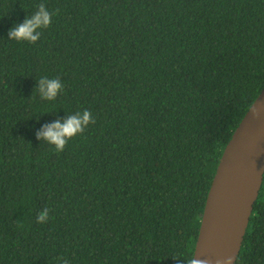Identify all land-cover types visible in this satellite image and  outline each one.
Instances as JSON below:
<instances>
[{"label": "trees", "instance_id": "trees-1", "mask_svg": "<svg viewBox=\"0 0 264 264\" xmlns=\"http://www.w3.org/2000/svg\"><path fill=\"white\" fill-rule=\"evenodd\" d=\"M36 44L9 29L39 3ZM64 90L43 101L37 80ZM264 88V0H0V264H183ZM96 123L56 153L45 124ZM46 224L37 223L43 208ZM237 264H264V183Z\"/></svg>", "mask_w": 264, "mask_h": 264}, {"label": "water", "instance_id": "water-1", "mask_svg": "<svg viewBox=\"0 0 264 264\" xmlns=\"http://www.w3.org/2000/svg\"><path fill=\"white\" fill-rule=\"evenodd\" d=\"M261 105L264 88L252 104ZM250 109L225 148L206 201L194 251L206 264L229 256L237 264L264 183V112L253 119Z\"/></svg>", "mask_w": 264, "mask_h": 264}, {"label": "clouds", "instance_id": "clouds-1", "mask_svg": "<svg viewBox=\"0 0 264 264\" xmlns=\"http://www.w3.org/2000/svg\"><path fill=\"white\" fill-rule=\"evenodd\" d=\"M59 10L52 12L45 3L41 2L36 5L35 11L25 17L22 23L14 25L9 29L8 37L10 41L18 43L36 44L43 35V32L51 27L53 16L58 15ZM64 90V84L59 77L49 78L42 76L37 80V87L34 93L39 95L43 101H55ZM253 119H260L261 112H264V105L259 107L252 106L250 109ZM96 120L91 111L85 109L68 114L61 121L56 119L53 123L45 124L40 131L36 133V139L51 146L56 153H62L78 136H83L90 125H94ZM261 177L264 174H260ZM50 209L45 207L37 215V223L46 224L50 218ZM183 264H206L198 257H172ZM56 264H70L65 257H58ZM217 264H234L231 256L218 261Z\"/></svg>", "mask_w": 264, "mask_h": 264}]
</instances>
